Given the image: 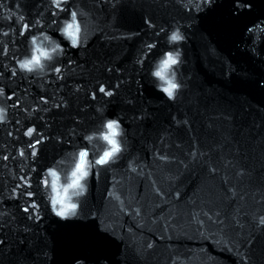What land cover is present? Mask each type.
I'll use <instances>...</instances> for the list:
<instances>
[{
  "label": "water",
  "instance_id": "95a60500",
  "mask_svg": "<svg viewBox=\"0 0 264 264\" xmlns=\"http://www.w3.org/2000/svg\"><path fill=\"white\" fill-rule=\"evenodd\" d=\"M0 107V264H264V0H0Z\"/></svg>",
  "mask_w": 264,
  "mask_h": 264
},
{
  "label": "clouds",
  "instance_id": "9594fccd",
  "mask_svg": "<svg viewBox=\"0 0 264 264\" xmlns=\"http://www.w3.org/2000/svg\"><path fill=\"white\" fill-rule=\"evenodd\" d=\"M75 19H76V17L75 18L71 17V22L66 21L65 26L61 30L65 39L68 41L70 46L73 48L79 46L78 40L72 38L68 34L66 29H67V25L74 24ZM174 34H177V33H173L170 35V37H169L170 42L180 41L181 38H178V39L172 38ZM167 58H168V56L166 57V59ZM53 59H54L53 53H51L47 50H41L39 47H37L35 49L34 53L32 54L31 58H25L23 61H21L18 64V68L21 72H25V73H33V72H37V71H43L45 69V62L51 61ZM166 59H164V60H166ZM164 60H162L158 63L157 67L152 72V76L159 81V84L157 85V90L162 92L167 99L173 100V99H175V94H176L177 90L180 88V85L176 82L175 76L169 75L170 67L167 68L166 71L161 72V66H162ZM177 62L178 61L176 60L175 64H177ZM175 64H171V66H173ZM57 70H59V69H57ZM5 117H6V110L4 108L0 107V123L4 122ZM110 123L118 125V123L115 120L108 122L107 125ZM118 131H119V128H118ZM119 135H120V132H119ZM84 194H86V193L82 191L81 195H84ZM77 207H78V205L75 204V209ZM75 209L71 213H67V214H58V211H56L55 209H54V212L61 219H69L75 215Z\"/></svg>",
  "mask_w": 264,
  "mask_h": 264
},
{
  "label": "snow or ice",
  "instance_id": "6c2138e0",
  "mask_svg": "<svg viewBox=\"0 0 264 264\" xmlns=\"http://www.w3.org/2000/svg\"><path fill=\"white\" fill-rule=\"evenodd\" d=\"M54 2L56 3L57 7L60 6V0H54ZM72 17L75 18L76 14L73 13ZM66 31L68 32V34L72 38L76 39V33L79 31V29L75 24H69V25H67ZM172 38L178 39V38H181V36L177 33V34H174ZM175 63H176V58H174L172 55H169L168 58L163 61V64L161 66V72L166 71L167 68L171 67V64H175ZM57 71H59V70H57ZM101 91H103V89H101ZM118 128H119V126L116 124L110 123L107 125V129H108L109 134L104 136V139L112 147H111L110 151H106L100 159H97L95 161L96 164H98V165L107 164L109 162V160L115 154H117L121 151L120 146L116 140V137L119 135ZM31 134H32V130H29L27 135L30 136ZM79 155H80V163H79V166L76 168V171L73 172V176L75 177V179L72 181L71 185H69V187H71V188L81 187L80 181H81V179L84 178V176L87 175V172L85 171V157L87 156V153L81 152ZM50 175L53 177L52 188L54 191H56V182H57L58 177L56 175V172H54V171L51 172ZM45 183L47 184V181H45ZM64 193H65V196H67V189L64 190ZM53 204L61 206L59 211H58V214H67L69 212L74 211V209H75V204L66 203L65 197L60 196L58 191H57V198L53 200Z\"/></svg>",
  "mask_w": 264,
  "mask_h": 264
}]
</instances>
